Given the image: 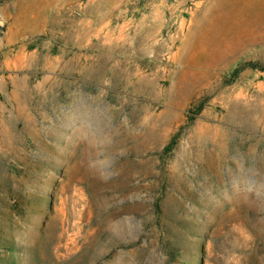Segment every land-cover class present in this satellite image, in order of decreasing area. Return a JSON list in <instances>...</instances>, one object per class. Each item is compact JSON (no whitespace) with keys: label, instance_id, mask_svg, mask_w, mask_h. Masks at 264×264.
I'll return each instance as SVG.
<instances>
[{"label":"rangeland","instance_id":"rangeland-1","mask_svg":"<svg viewBox=\"0 0 264 264\" xmlns=\"http://www.w3.org/2000/svg\"><path fill=\"white\" fill-rule=\"evenodd\" d=\"M0 20V264H264V0Z\"/></svg>","mask_w":264,"mask_h":264},{"label":"trees","instance_id":"trees-1","mask_svg":"<svg viewBox=\"0 0 264 264\" xmlns=\"http://www.w3.org/2000/svg\"><path fill=\"white\" fill-rule=\"evenodd\" d=\"M251 64H252V67H254V68L256 67L255 65H253L254 63H251Z\"/></svg>","mask_w":264,"mask_h":264},{"label":"water","instance_id":"water-1","mask_svg":"<svg viewBox=\"0 0 264 264\" xmlns=\"http://www.w3.org/2000/svg\"><path fill=\"white\" fill-rule=\"evenodd\" d=\"M0 24H2V21L0 20Z\"/></svg>","mask_w":264,"mask_h":264}]
</instances>
